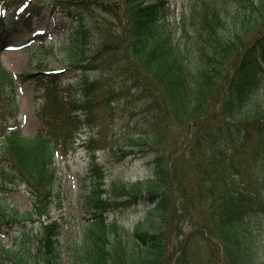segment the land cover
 Here are the masks:
<instances>
[{"label":"trees","instance_id":"trees-1","mask_svg":"<svg viewBox=\"0 0 264 264\" xmlns=\"http://www.w3.org/2000/svg\"><path fill=\"white\" fill-rule=\"evenodd\" d=\"M45 5L71 23L66 55L80 75L64 82L39 64L16 76L0 62V192L23 186L32 209L0 197V264H61L56 160L87 128L90 218L72 264H264V0H190L176 27L165 0H0V41L8 23L32 30ZM19 79L34 84L33 139L19 127ZM119 110L137 122L118 160L149 152L146 183L104 185L96 165ZM142 204L132 232L107 222ZM172 212L196 226L178 255H166L160 229ZM17 231L33 256L2 241Z\"/></svg>","mask_w":264,"mask_h":264},{"label":"rangeland","instance_id":"rangeland-1","mask_svg":"<svg viewBox=\"0 0 264 264\" xmlns=\"http://www.w3.org/2000/svg\"><path fill=\"white\" fill-rule=\"evenodd\" d=\"M189 2L190 0H165L167 22L171 27L179 26L182 13ZM57 10L45 5L32 30L14 23L7 24L3 33L5 36L0 41V62L5 68L18 76L29 71H40L37 69L40 64L45 66L46 70H58L64 82L78 78L80 74L68 64L66 55L71 23ZM41 39L43 41L39 43ZM39 44H42L41 47L35 48ZM92 77L94 78L95 75ZM16 85L21 135L26 139H33L40 127L34 84L31 80L19 79ZM258 98L259 100L264 98V89L260 90ZM114 112L116 113L113 117V127L108 134V139L111 140L108 145L112 149H98L95 152L96 165L99 167L103 183L104 185L113 182L146 183L152 178L150 165L152 157L149 152L118 160L121 153L119 149L133 145L129 142V138L135 136L133 131L137 118L133 115L129 116L127 112L122 113L121 110ZM107 121L110 123V120ZM93 132L92 128L84 129L78 136L74 149L64 158L56 160L57 180L54 187L58 197L54 200L51 217L61 223L58 238L61 264H72L71 257L77 246L81 244L82 235L90 218L85 196L94 181V175L90 171L91 154L84 142ZM3 195L9 207L17 209L19 213L25 214L32 210L28 193L23 186L13 187L7 193L0 192V197ZM57 202L60 203L59 207ZM176 208H179L178 203ZM146 209V205L142 204L124 211H112L107 216V222L116 223L124 230L132 232L134 227L143 221ZM178 213L181 214L180 211ZM34 228L36 224L33 226L27 222L22 224L21 229L27 232L30 238ZM160 229L166 245V255H172L185 236L195 233L196 226L189 219L180 218L172 212ZM2 241L6 246H15L20 250L26 251L24 248H27L30 256L35 253L32 241L23 243L24 237L18 231L5 233ZM128 244H131L130 239ZM28 260L29 264H38L34 258L30 257ZM173 260L172 258L171 262L174 264Z\"/></svg>","mask_w":264,"mask_h":264}]
</instances>
